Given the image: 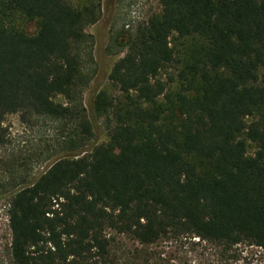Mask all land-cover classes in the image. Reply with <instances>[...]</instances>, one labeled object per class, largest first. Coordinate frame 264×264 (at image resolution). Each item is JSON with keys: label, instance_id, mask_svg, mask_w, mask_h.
Masks as SVG:
<instances>
[{"label": "trees", "instance_id": "obj_1", "mask_svg": "<svg viewBox=\"0 0 264 264\" xmlns=\"http://www.w3.org/2000/svg\"><path fill=\"white\" fill-rule=\"evenodd\" d=\"M158 1L86 105L101 0H0V150L9 115L58 126L36 179L0 157V264H130L118 237L264 250V0Z\"/></svg>", "mask_w": 264, "mask_h": 264}, {"label": "rangeland", "instance_id": "obj_2", "mask_svg": "<svg viewBox=\"0 0 264 264\" xmlns=\"http://www.w3.org/2000/svg\"><path fill=\"white\" fill-rule=\"evenodd\" d=\"M101 2L100 20L87 29L95 39L93 48L95 75L84 93L86 105L97 92L101 90L112 92L108 76L115 62L124 55L121 44H125L140 25L162 10L158 0H101ZM25 29L33 33L37 26L32 23L26 25ZM4 125L8 130V144L0 150V157L28 158L32 178L36 179L47 168L48 162H44L46 145L55 143L58 136L57 124L43 117L22 121L20 115L14 114L6 118ZM107 140L105 135L100 138L101 142ZM40 150H45L43 161L33 156ZM250 151H254L253 145ZM11 237L8 204L6 200H0V256L3 261L8 259ZM118 238L126 256L131 257L128 258L130 264H226L218 248L198 238L184 237L147 246L139 244L132 237ZM235 250L238 253V260L235 262L228 260V264H264V250L260 247L240 245ZM145 252L148 256H145Z\"/></svg>", "mask_w": 264, "mask_h": 264}]
</instances>
